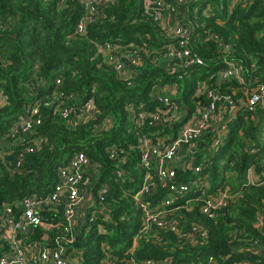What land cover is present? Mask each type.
<instances>
[{
  "label": "trees",
  "instance_id": "1",
  "mask_svg": "<svg viewBox=\"0 0 264 264\" xmlns=\"http://www.w3.org/2000/svg\"><path fill=\"white\" fill-rule=\"evenodd\" d=\"M210 2L215 15L200 17L199 23L204 26L191 39V49L203 60V66L191 68L190 77L182 81L178 80V74L168 75L167 60L159 55H142L140 62L144 65L133 68L135 77L127 81L118 77L114 65L97 46L102 41L119 38L124 43L134 41L141 49L162 53L169 40L152 18L143 14V0L103 4L81 36L74 35V27L82 15L78 0L65 3L0 0V22L4 26L0 32V87L8 99V104L0 108V132L35 99L47 101L56 90L74 93L78 102L93 100L98 110L95 120L70 126L62 120L56 104L51 109L43 108L39 126L5 160L0 159V204L32 192H47L56 182L57 168L77 152H83L97 164L91 193L96 195L102 189L107 190L103 204L109 220L97 212L96 220L82 228L75 246L76 256L81 260L78 262L76 258L74 264H99L106 256L121 260L138 237L141 211L132 195L143 176L135 148L140 131L125 109L127 104L145 102L149 106L153 86L177 82L180 84L178 99L192 109L191 97L197 81H214V74L223 67L218 57L226 46L230 58L242 65L248 82L255 80L264 84V0L232 9H229V0ZM207 32L216 35L218 40L205 41ZM58 79L62 81L59 87L56 86ZM236 86L235 82L226 84L221 91L231 93V87ZM111 119L113 123L108 127L106 120ZM99 126L103 130L97 129ZM263 131L264 108L258 107L255 112L241 108L216 152L208 150L209 136L197 143L195 166H201V172L195 175L179 170L175 184L193 179L197 182L206 175L210 190L229 187L233 197L214 218L203 213L202 202L177 210L174 218L184 233L197 225L205 236H193L192 241L185 242L181 236L154 228L161 241L151 236L138 238L134 248L138 262L153 258L168 259L171 264H198L213 257L211 264H232L264 259L257 251L264 245V235L254 226L257 215H264ZM39 140L42 142L36 146ZM112 146L123 151L124 162L109 159L107 150ZM19 155L23 159L16 168ZM118 166L125 171L122 178L114 175ZM250 168L259 177L255 184L247 180ZM166 194L167 189L160 188L148 200L154 205ZM61 213L57 208L45 216L55 230L62 226ZM44 234L41 228L36 230L31 241L42 239Z\"/></svg>",
  "mask_w": 264,
  "mask_h": 264
},
{
  "label": "built area",
  "instance_id": "2",
  "mask_svg": "<svg viewBox=\"0 0 264 264\" xmlns=\"http://www.w3.org/2000/svg\"><path fill=\"white\" fill-rule=\"evenodd\" d=\"M67 0H58L65 3ZM211 0H143V14L158 26L162 34L169 40L160 51L139 48L134 41L124 43L121 39L105 40L97 46L100 53L114 65L121 79L130 81L134 78L133 68L141 66L143 57L159 55L167 60L168 75L178 74V80L189 76L194 66H203V60L193 53L191 39L200 26L199 18H211L215 8ZM254 0H229V9L238 5L246 6ZM82 15L74 27V35L84 34L87 25L92 23L103 4H114L117 0H78ZM222 8V5L219 6ZM191 18L192 20L188 19ZM4 26L0 22V32ZM218 40L214 34L207 32L204 40ZM229 47L223 48L218 61L223 66L214 74V81H198L196 91L192 95V109L178 99L180 90L177 82L173 85L153 86L149 93L151 105L145 102H130L125 109L132 123L139 128L137 144L139 167L143 169L141 184L132 198L141 211L138 237L133 240L132 248L119 260L106 256L99 264H171L168 259H144L138 262L134 257L137 239L151 236L161 241L154 228L173 233L190 242L193 236H205L197 225L190 232L184 233L178 226L174 213L182 207L202 202V211L209 218L228 205L232 199L229 187H218L210 190L205 184L208 180L204 175L196 181L175 184L174 180L179 170L198 175L201 166H195L197 143L209 136L208 150L216 152L222 145L229 132L230 124L236 120L239 109L244 108L255 112L256 108H264V84L248 82L242 75L243 67L229 56ZM237 83L231 87V93H224L221 87ZM62 81L56 80V86ZM169 86L171 87L169 89ZM237 87L244 89L243 95L235 100ZM246 93V94H244ZM206 95L203 98V95ZM205 99V102L202 101ZM72 92L53 91L47 101L35 99L3 132H0V159L5 160L16 146L24 143V138L31 134L41 122V110L51 109L56 104L59 115L67 125L91 122L98 116V110L93 100L78 102ZM8 104V99L0 87V108ZM66 104L67 106H63ZM63 107V108H61ZM253 119V118H252ZM113 120H106L108 127ZM97 129H102L99 126ZM41 140L35 142L40 145ZM31 152L33 148L29 149ZM123 151L115 146L109 147L107 154L111 160L124 162ZM22 155H19L16 168L21 166ZM97 164L92 163L83 153H75L63 166L57 168L56 182L47 192L26 194L20 199L5 202L0 206V264H74L76 263L77 239L84 226H89L96 220L97 212L105 215L103 198L107 190L102 189L96 195L92 192V181L97 174ZM247 180L250 184L257 183L259 177L254 176L253 170L248 169ZM125 171L117 167L114 175L122 178ZM199 177V176H198ZM264 177V173H261ZM264 182V180H263ZM205 184V186H203ZM195 186L193 190L192 187ZM160 188L167 189L165 197L152 205L149 197L156 194ZM188 192H191L188 194ZM197 195V196H194ZM62 210V226L53 229L45 219L55 209ZM83 212V214L81 213ZM254 226L264 235V215H257ZM45 231L42 239L31 241V236L40 229ZM102 232L101 227H98ZM260 247V246H259ZM259 254L264 256V245ZM79 255V254H78ZM76 256V257H73ZM81 260V259H80ZM80 260H77L80 262ZM213 257L198 264H211ZM232 264H264V259L251 263L238 261Z\"/></svg>",
  "mask_w": 264,
  "mask_h": 264
},
{
  "label": "rangeland",
  "instance_id": "3",
  "mask_svg": "<svg viewBox=\"0 0 264 264\" xmlns=\"http://www.w3.org/2000/svg\"><path fill=\"white\" fill-rule=\"evenodd\" d=\"M144 65V64H143ZM142 65V66H143ZM141 66V67H142ZM242 75H244V70H243V72H242ZM190 77V73H189V76H186L185 77V79H188ZM183 81V80H182ZM198 82V81H197ZM179 85L180 84H178L177 83V86H178V89H179ZM156 86H163V85H156ZM171 86V85H170ZM169 86V89L171 88ZM230 91H231V89H230ZM180 92V90H177L176 91V93H179ZM243 92H244V89H242V87H237V90H236V95H235V100H237L241 95H243ZM244 94H246V93H244ZM184 104V103H183ZM185 105V107H187L188 108V106L186 105V104H184ZM204 139V138H203ZM205 140H207V139H205ZM261 140L263 141V145H264V131H263V133H262V135H261ZM209 145H210V141H209ZM250 169H253V168H250ZM205 184H207L208 186H209V188H210V182H209V180H207V182L205 183ZM205 184L203 185V186H205ZM33 193V197H36V196H38V194H39V192H32ZM191 192H188V194H190ZM30 194V193H29ZM5 202H7V201H5ZM4 201L3 202H1V204H0V206L2 205V204H4L5 203ZM81 213L83 214V212L81 211ZM80 258H78L77 260H79Z\"/></svg>",
  "mask_w": 264,
  "mask_h": 264
},
{
  "label": "crops",
  "instance_id": "4",
  "mask_svg": "<svg viewBox=\"0 0 264 264\" xmlns=\"http://www.w3.org/2000/svg\"><path fill=\"white\" fill-rule=\"evenodd\" d=\"M262 144H263V141H262ZM254 174V173H253ZM254 176H256L255 174H254Z\"/></svg>",
  "mask_w": 264,
  "mask_h": 264
}]
</instances>
